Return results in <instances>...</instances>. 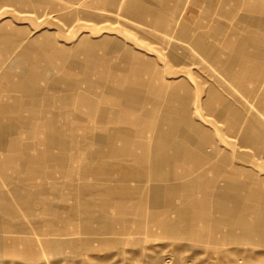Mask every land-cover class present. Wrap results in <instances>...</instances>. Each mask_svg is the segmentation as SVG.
I'll list each match as a JSON object with an SVG mask.
<instances>
[{
	"label": "rangeland",
	"instance_id": "374dc122",
	"mask_svg": "<svg viewBox=\"0 0 264 264\" xmlns=\"http://www.w3.org/2000/svg\"><path fill=\"white\" fill-rule=\"evenodd\" d=\"M209 1L0 0V264H264V0Z\"/></svg>",
	"mask_w": 264,
	"mask_h": 264
},
{
	"label": "bare ground",
	"instance_id": "6f19581e",
	"mask_svg": "<svg viewBox=\"0 0 264 264\" xmlns=\"http://www.w3.org/2000/svg\"><path fill=\"white\" fill-rule=\"evenodd\" d=\"M80 127V126H79ZM144 136V135H143ZM254 137H256V139L259 141L260 140V138L261 137H259V136H257V135H255ZM254 138H251V140H250V142L253 140ZM256 139H254L255 140V142H256ZM261 141V140H260ZM264 144V143H263ZM260 183V182H259ZM260 185V184H259ZM260 187V186H259ZM257 191H259V189L257 190ZM239 199V198H238ZM256 200V199H255ZM200 205V204H199ZM251 206V205H250ZM253 206V205H252ZM252 206H251V208H252ZM249 207V206H248ZM248 209V208H247ZM250 209V208H249ZM255 209V208H254ZM249 211H253V210H249ZM210 223V222H209ZM215 236V235H214Z\"/></svg>",
	"mask_w": 264,
	"mask_h": 264
},
{
	"label": "crops",
	"instance_id": "0c3cea01",
	"mask_svg": "<svg viewBox=\"0 0 264 264\" xmlns=\"http://www.w3.org/2000/svg\"><path fill=\"white\" fill-rule=\"evenodd\" d=\"M209 2H213L212 0H210ZM211 5V4H210ZM210 8H212V5L210 6ZM213 8H214V6H213ZM246 63H244V65H245ZM244 69H243V71H244V73H246L247 72V68H245V66L243 67ZM249 69H250V65H249V62H248V72H250L249 71ZM247 72V73H248ZM3 117V116H2ZM1 162V161H0ZM2 165V164H1Z\"/></svg>",
	"mask_w": 264,
	"mask_h": 264
}]
</instances>
